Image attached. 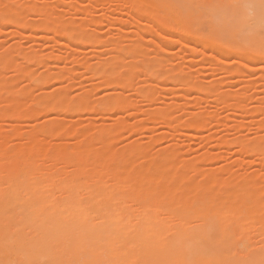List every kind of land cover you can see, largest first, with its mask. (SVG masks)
<instances>
[{
	"label": "bare ground",
	"instance_id": "obj_1",
	"mask_svg": "<svg viewBox=\"0 0 264 264\" xmlns=\"http://www.w3.org/2000/svg\"><path fill=\"white\" fill-rule=\"evenodd\" d=\"M132 2L130 5H133ZM201 2L137 0L133 9L139 10L138 24L142 21V24H145L144 20L151 23L150 21L160 15L165 18L163 24L168 26L170 31L163 32L165 36L162 39L165 44H162L164 47L160 45V53L166 55L165 58L162 56L163 59L168 60L165 53L170 52L169 49L172 50L167 46L178 40L185 42L186 37L193 34V44L200 40L203 51L210 46L217 47V58L221 61L228 54H233L237 65L230 70L234 73H248L247 71L254 68L263 70L264 51L261 50V40L264 37L261 36L259 18L252 16L248 8L238 7L256 0ZM146 6L153 7L155 12L152 9L153 14L143 12L141 9H146ZM3 12H8V16ZM47 12L50 11L44 12L49 16H45V22L33 25L32 29L36 31L38 26L45 31H63L65 28L51 19L50 13ZM0 13L3 14H0V19L16 22L18 27L25 21L18 15H22L20 11L15 13L0 8ZM146 13L152 15L148 16ZM14 14L19 17H14ZM201 18L208 22V31L207 28H204V31L197 25V20ZM1 25L0 22V27ZM77 27L65 29V34H76L80 36V40L82 38L81 41L92 38V33L87 27ZM20 29L16 32H21ZM152 31L154 32V29ZM193 44L184 45L192 51L196 49ZM119 46L120 42L115 41L114 48ZM129 53L135 54L137 51L130 48ZM32 56L28 55L27 60ZM181 59L183 60V56ZM234 59L232 63H228L234 64ZM103 60L105 68L95 72L110 76L108 70L113 60ZM256 62L260 65L252 68ZM143 64V72L148 76L156 73L155 77H167L165 71L161 70L163 67L157 66L161 68L160 71L157 69L159 72L156 68L151 69V64L155 65L154 62ZM145 66L149 69L145 70ZM19 69L23 71V68ZM138 69H135V72ZM151 70H154V73ZM25 71L24 67V74L27 72ZM72 71L73 69L70 72ZM161 71L164 74H160ZM121 73L123 78L114 80L116 85L121 88L132 86L134 72ZM147 75L143 77H148ZM170 75L172 78H179V75ZM151 77L153 78L152 75ZM151 77L148 79L151 80ZM192 78L182 79L184 86H181L184 91L185 86L195 85L199 91L208 94L214 92L217 97L223 96L220 100L229 102L235 110L245 107L244 93H233L234 97H229L231 90H225L228 94L225 91V94H220L222 92L213 91L212 85L199 83ZM43 79H48V76L34 77L33 82L38 84ZM145 79V82L148 81ZM146 85H149V82ZM152 85L153 87L145 86L138 91L149 95L156 90V85ZM181 86L177 90H182ZM5 89L4 85L0 86V94ZM161 96L167 97L165 93ZM58 98L44 97L40 99L38 106L29 108L17 105L10 110L11 105L10 108L1 106L0 119L6 118L7 115H11V118H25L39 115L41 112L44 115L47 111L61 112L60 110L65 109H77L79 112L88 109L90 113L91 110L104 112L111 107L117 109L119 106L123 108L124 105L125 108L130 104L126 103L127 97L119 94L105 98L102 103L97 102L96 105L90 104L85 97H81L76 103H64L63 99ZM131 105L139 107L136 103H131L129 107ZM169 106H160L157 111L150 112L149 116L155 121L166 122L170 129L173 126L172 114L175 107L171 109ZM76 118L72 122H77ZM81 118L78 121L83 122L85 118ZM136 123L143 124L140 121ZM180 123L185 129L191 127L196 130L210 125L207 116L197 113L186 117ZM137 125L129 126L125 121H120L117 127L99 129L100 134L96 136L91 135L95 131L93 127L89 126L88 131L75 127L72 137L76 140L60 142L54 151L44 150L43 148H53L46 147L42 138L31 136L29 145L23 146L19 143L9 154L2 149L8 145L9 138L0 132V264H264V182L261 178L256 174L243 177L226 167L225 170L230 169L227 171L230 174L222 186H216L217 179L214 175L209 176L211 183L202 185L194 178V175L201 174L198 166L194 163L178 166L177 154L174 151L153 159L147 167L141 165L137 171H126L123 168L126 164L107 158L112 146L106 143L104 136L120 129H136ZM12 126L15 134L21 136V125ZM57 129L59 127L52 131ZM66 131L69 132L70 129L67 128ZM159 133L163 134L164 131ZM159 133L156 132L155 136ZM150 137L153 138V134ZM258 139L259 142L253 143V149L264 150V135ZM230 141L227 138L221 139L223 144ZM238 142L242 147L250 146L243 140ZM97 143L101 144L100 148L96 146ZM91 156H94L95 161H89ZM214 157V154H208L205 159ZM47 158L56 162L70 159L72 168L65 171L49 168L46 166ZM120 158L127 160L125 153H122ZM153 166L161 168L163 174L155 176L151 171Z\"/></svg>",
	"mask_w": 264,
	"mask_h": 264
},
{
	"label": "rangeland",
	"instance_id": "obj_2",
	"mask_svg": "<svg viewBox=\"0 0 264 264\" xmlns=\"http://www.w3.org/2000/svg\"><path fill=\"white\" fill-rule=\"evenodd\" d=\"M198 1L201 2V0ZM131 2L132 0H0V8L5 11H15V13L20 11L22 15H18L21 19H25L22 23L23 27H18L16 22L13 23L9 19V22L6 19H0L2 20L0 21L1 27H3H0V86L6 87L0 94V107L10 108L9 105H11L10 110H12V107L20 105L29 108L38 106V102L41 103L40 99L44 97L57 96L58 99H63L64 103H76L81 97H85L90 104L96 105L97 102L102 103L105 98H111L116 94L127 97L128 101L130 100L126 102L127 104L136 103L139 106L138 108L132 105L129 107L130 104H128L127 107L124 103L125 108L123 105V108L119 106L113 109L111 107L104 112L91 110V113L88 109L84 110V113L77 109H65L60 110L61 112L47 111L44 115L41 112L40 116L31 115L25 118L21 116L11 118V115H7L6 118L0 119V132L9 138L8 145L3 146L2 149L9 154L12 149L17 148L19 143L23 146L29 145L30 137L35 136L42 138V143L46 147L53 148V150L43 148L44 150L54 151L60 142L68 141V139L71 142L76 140L72 137L75 127H81L82 131L84 129L88 131L87 128L93 127L95 131L91 135L96 136L100 134L99 129L117 127L120 121H125L129 126L137 125L136 122L140 121L143 124H138L136 129L135 127L120 129L104 136L106 143L112 146V151L107 153V158L126 164L123 167L126 171L129 169L137 171L141 165L147 167L153 159L174 151L177 154L178 166L188 163L198 166L201 174L194 175V178L202 185L211 183L209 176L214 175L217 179L216 186H222L230 174L227 172L230 169L243 177L256 174L264 182V150L252 147L253 143L259 142L258 138L264 135V111L262 110L264 107V69H255L254 67L257 68L260 65L256 62L253 63L254 70L247 71L249 74L234 73L230 70L237 65L233 54H228L221 61L217 58L219 55L217 47L210 46L203 51L200 40L193 44V34L190 37L187 36L185 42L178 40L179 42L167 46L172 50L167 48L171 53H165L168 60L163 59L166 55L160 53L161 46L165 44L162 38L166 31H170L168 26L163 24L165 18L160 15L150 21L151 23L149 20H144L145 24H142L143 21L138 24L137 12L139 10L135 11L133 9L135 2L130 5ZM146 7L141 10L152 13V9L155 12L153 7ZM46 10L50 11L47 13H50L51 19L65 29H73L77 26L87 27L92 33V38H85L81 41L82 38L80 40V36L76 34L67 33L66 35L65 29L53 32V30L45 31L37 26V30L34 31L33 25L45 22L47 14L45 15L44 12ZM5 13V16H8L9 13ZM151 13L146 14L149 16ZM15 16L19 17L14 14ZM197 23L203 28L202 30L205 31L204 28H207L208 31L209 24L205 19L201 18L197 20ZM17 27L21 28V32H16ZM115 41L120 42L118 48H114ZM190 42L195 45L196 49L191 51L186 48L187 45L184 44H191ZM130 48H134L137 53L130 54ZM30 54L34 57L27 60L26 57ZM103 59L113 60L108 70L110 76L113 74L111 77L95 72L97 69L105 68V64H102ZM233 59L234 64H229L228 62L232 63ZM144 62H146L145 65L147 62L150 64L154 62L155 65L151 64L152 68L151 65L150 68H156V71H160L159 66L163 67L164 70H161L165 71L168 78L158 76L159 71L157 72L158 77H155L154 70H151L155 74H151L153 78L151 75L148 76L141 67ZM14 64L18 68H15ZM22 65L26 68L28 73L25 71V74L27 75L24 74ZM147 67L145 70L149 69ZM19 68H23V71ZM71 69H73L72 73ZM135 69H138L137 72ZM122 71L124 73L134 72L132 86L121 88L116 85L114 80L123 78ZM162 71L160 74H164ZM145 74L148 76L145 78L151 77L152 79L145 82L146 79L143 77L146 76ZM170 74L177 75V77L179 75V78H172ZM41 76H48V79H43L38 84L33 82L34 77ZM191 77L199 83L212 85L213 91L222 92L220 94H223L225 90H231L232 94L244 93L245 107L235 110L231 108L229 102L223 101L224 99L220 100L223 96L219 95L218 99L216 93L208 94L199 91L195 85H192L194 88L185 86L184 91L182 87L184 83L181 81ZM148 82L149 85H146ZM152 84L156 85L154 86L156 90L149 95H143L138 91L145 86L153 87ZM179 85L182 87L180 91L177 90L178 87L180 88ZM155 91L157 92L154 93ZM162 93H165L167 97L161 96ZM232 94L229 97H234ZM164 105H170L171 109L175 107L172 114L174 120L171 127L173 129H169L170 126L166 125V122L155 121L149 116L155 112L154 110L157 111L160 106ZM195 113L207 116L210 125L197 130L191 127L183 128L180 122ZM81 117L85 118L83 122L78 121ZM75 118L81 123L72 122ZM53 122L54 124H51ZM12 124L21 125V136L15 134ZM174 124L176 129H174ZM58 127L57 130L60 132L52 131ZM67 128L70 129V133L66 131ZM161 129L162 131H159ZM166 130L169 132H165ZM156 132L163 134L159 133L155 136ZM152 134L153 138L150 137ZM223 138L231 140L230 143L223 144L221 142ZM238 140H243L250 146L242 147ZM96 146L100 148L101 144L97 143ZM122 153H125L127 160L120 158ZM208 154H214L215 157L206 160L205 157ZM47 160L46 166L52 169L58 168L65 171L67 168H72L70 159L65 162H56L49 158ZM89 161H95L94 156H91ZM146 161L148 162L141 164ZM226 167L230 169L225 170ZM151 171L155 176L163 174L162 169L157 166H153ZM205 172L211 174L205 175L203 174Z\"/></svg>",
	"mask_w": 264,
	"mask_h": 264
},
{
	"label": "snow or ice",
	"instance_id": "obj_3",
	"mask_svg": "<svg viewBox=\"0 0 264 264\" xmlns=\"http://www.w3.org/2000/svg\"><path fill=\"white\" fill-rule=\"evenodd\" d=\"M239 6L248 8L252 16H258L261 36L264 37V0H256V2L245 3ZM261 50L264 51V39L261 40Z\"/></svg>",
	"mask_w": 264,
	"mask_h": 264
}]
</instances>
